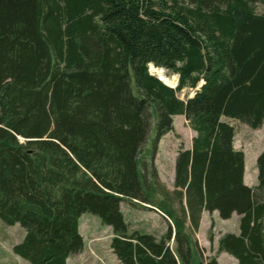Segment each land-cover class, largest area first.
<instances>
[{
	"label": "trees",
	"instance_id": "1",
	"mask_svg": "<svg viewBox=\"0 0 264 264\" xmlns=\"http://www.w3.org/2000/svg\"><path fill=\"white\" fill-rule=\"evenodd\" d=\"M256 2L0 0V221L24 229L15 255L67 264L83 249L79 219L89 213L111 228L119 264H193L191 236L206 211L239 217L238 233L221 235L206 264L221 253L264 264V149L249 188L234 128L220 121L264 124V0L262 13ZM149 65L176 75V87ZM153 113V149L175 116L194 133L176 155L172 195L154 166L151 179L139 171ZM155 187L173 222L158 238L132 231L121 209L150 204Z\"/></svg>",
	"mask_w": 264,
	"mask_h": 264
},
{
	"label": "rangeland",
	"instance_id": "2",
	"mask_svg": "<svg viewBox=\"0 0 264 264\" xmlns=\"http://www.w3.org/2000/svg\"><path fill=\"white\" fill-rule=\"evenodd\" d=\"M257 13H262L261 0L253 4ZM155 77L156 74L150 72ZM163 75L174 85L177 83V76L162 70ZM166 84V83H165ZM168 85V84H167ZM173 86V85H172ZM132 90L136 93L135 84L132 81ZM192 90H183L177 95L185 100L191 96ZM221 122L230 124L235 131L234 146L236 150L241 151L244 156V185L253 188L257 185L256 159L264 149V124L258 129L253 130L247 125L241 124L236 120L226 117L220 119ZM156 116L152 114L151 126L139 158V171L145 173L151 179L152 166H154L161 186L168 188L170 195L172 190V180L174 177V162L180 148L185 149L190 143V129L184 117H175L173 120V130L160 139L158 145L153 149L155 138ZM159 173V174H158ZM143 180V179H142ZM166 196L162 195L160 189L156 188L150 195V204L123 202L121 205L125 222L132 231L136 230L142 233L152 234L157 238L162 236L167 230L169 224L173 225L172 220L164 214L166 211L163 206ZM174 197H169L171 202L170 211L177 216L179 213ZM167 200V199H166ZM175 200V199H174ZM234 220L235 216L233 217ZM239 219V217H238ZM235 224L231 221H215L212 225L202 226L200 232L192 234V250L197 260L206 264L210 257H213L216 251L215 239L225 233L235 232ZM186 232H188L185 229ZM79 232L83 239V249L80 253L70 256L67 264H119L116 257L109 248L110 240L113 236L110 227L104 226L101 221L89 213H84L79 219ZM24 229L15 224L9 226L0 221V264H29L26 260L18 257L12 251L14 245L19 244L24 237ZM212 240H210V238ZM196 245V246H195ZM170 248L174 249L173 241L169 243ZM217 264H237L236 261L227 255H219Z\"/></svg>",
	"mask_w": 264,
	"mask_h": 264
},
{
	"label": "crops",
	"instance_id": "3",
	"mask_svg": "<svg viewBox=\"0 0 264 264\" xmlns=\"http://www.w3.org/2000/svg\"><path fill=\"white\" fill-rule=\"evenodd\" d=\"M175 117H181V116H175ZM175 117L173 118V120L175 119ZM182 117H183V116H182ZM190 132H191V134H190V143H189V145H188L187 147H185L186 150H187V149H190V146H191V140H192V138L194 137V133H193L191 130H190ZM234 140H235V136H234ZM233 147H234V149L236 150V148H235V146H234V142H233ZM173 171H174V167H173ZM158 174H159V173H158ZM173 179H174V177H173ZM243 182H244V174H243ZM171 185H172V187H173V180H172ZM166 190L168 191V188H166ZM172 190H173V188H172ZM172 190H171V191H172ZM234 216H235V219H237V220H234V218H233ZM231 220H233V223L235 224V227H236L235 232H233V233L237 234V233H238V230H237V226H238V216L235 215V214H233V215L231 216V218H230L229 220H225V222H227V221H231ZM215 221H223V220H220V219H219L217 212L208 213V212H206V211H203V212L201 213V218H200V222H199L198 232H200L202 226L208 227V226L212 225V222H215ZM217 241H218V238L215 239V243H214L215 248L217 247ZM222 254H223V255H227V254H225V253H221V254H219V255H222ZM219 255H217V259H218V256H219ZM227 256H229V255H227ZM229 257H231V256H229ZM233 259H234V258H233ZM234 260H235V259H234ZM235 261H236V260H235ZM236 263H237V261H236Z\"/></svg>",
	"mask_w": 264,
	"mask_h": 264
},
{
	"label": "bare ground",
	"instance_id": "4",
	"mask_svg": "<svg viewBox=\"0 0 264 264\" xmlns=\"http://www.w3.org/2000/svg\"><path fill=\"white\" fill-rule=\"evenodd\" d=\"M149 70H150V72L156 74L164 83H166L170 86H172V85L174 86V82L169 83V80L163 75L161 69H157V68H154L152 65H149Z\"/></svg>",
	"mask_w": 264,
	"mask_h": 264
},
{
	"label": "water",
	"instance_id": "5",
	"mask_svg": "<svg viewBox=\"0 0 264 264\" xmlns=\"http://www.w3.org/2000/svg\"><path fill=\"white\" fill-rule=\"evenodd\" d=\"M157 79H158L159 81H161L162 83H164L160 78H157ZM202 83H203V82H201V83L198 85V87L193 91L192 95L189 96V98L192 97V96L195 94V91L199 90V88H200V86H201ZM164 84H165V83H164ZM165 85H167V84H165ZM176 85H177V83H176L174 86H170V85H167V86H169V87H171V88H174V87H176Z\"/></svg>",
	"mask_w": 264,
	"mask_h": 264
}]
</instances>
